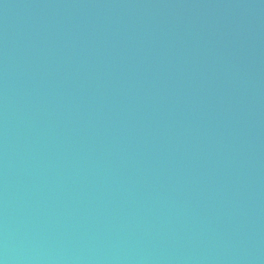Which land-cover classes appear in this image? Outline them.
<instances>
[{"label": "water", "instance_id": "water-1", "mask_svg": "<svg viewBox=\"0 0 264 264\" xmlns=\"http://www.w3.org/2000/svg\"><path fill=\"white\" fill-rule=\"evenodd\" d=\"M0 264H264V0H0Z\"/></svg>", "mask_w": 264, "mask_h": 264}]
</instances>
